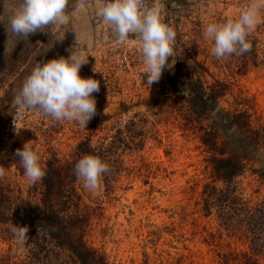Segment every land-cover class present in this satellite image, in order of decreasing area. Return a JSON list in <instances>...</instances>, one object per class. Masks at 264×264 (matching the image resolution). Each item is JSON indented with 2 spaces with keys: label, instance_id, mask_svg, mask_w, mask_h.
Wrapping results in <instances>:
<instances>
[{
  "label": "rangeland",
  "instance_id": "rangeland-1",
  "mask_svg": "<svg viewBox=\"0 0 264 264\" xmlns=\"http://www.w3.org/2000/svg\"><path fill=\"white\" fill-rule=\"evenodd\" d=\"M149 6L152 0H147ZM21 0H0V186L17 201L33 204L37 190L23 176L15 155L30 143L44 159L52 152L58 159L88 137L91 145L109 142L110 172L99 187L88 190L83 181L74 183L73 201L68 212L70 224L84 243L101 252L108 264H236L248 247L249 233L236 225L219 221L214 209L201 208V188L209 180L207 152L199 143L193 123L188 122L184 97L187 91L171 93L163 72L158 82L147 85V74L135 34L118 43L109 26L95 13V0L76 11L77 0H69L65 26H50L28 38L11 31L8 18ZM162 22L176 33L174 53L169 60L182 61L180 72L199 78L204 84L222 80L227 84L218 108H232L234 97L242 100L252 126H264V9L247 41L252 48L243 55L217 60L204 38L208 23L238 18L249 0H161ZM28 42L27 61L6 73L1 55L13 43ZM196 49L191 55L190 41ZM177 41L186 42V52ZM84 53L87 63L81 78L99 82L93 93L96 110L108 119L88 134V126L56 121L38 110L19 112L12 107L14 97L37 63ZM189 114V113H188ZM211 116L201 119L209 123ZM88 134V136H87ZM116 140H118L116 142ZM236 195L247 204L264 193V147L258 146L245 161L243 170L231 183ZM5 215L3 212L0 218ZM3 221V220H2ZM0 223V261L8 264H65L67 253L38 238L42 248L29 239L20 242L13 229ZM8 228V229H7ZM264 262V251L255 255ZM72 264V263H69Z\"/></svg>",
  "mask_w": 264,
  "mask_h": 264
},
{
  "label": "trees",
  "instance_id": "trees-1",
  "mask_svg": "<svg viewBox=\"0 0 264 264\" xmlns=\"http://www.w3.org/2000/svg\"><path fill=\"white\" fill-rule=\"evenodd\" d=\"M177 42L178 47L186 52V42ZM190 44L189 53L192 55L196 44L194 40ZM26 45L28 42L18 39L10 51L1 55L6 73L27 61L28 52L34 46L27 49ZM182 66L183 62L176 60L173 64H168L162 72L171 93H189L188 97H184L188 122L193 123L199 143L208 154L205 162L209 169V180L201 188V208L214 209L221 223L226 226L236 225L242 232L249 233L248 247L252 253H242L236 264H264L255 256L264 251V193L260 200L247 204L235 194L231 186L232 180L241 173L245 161L254 150L258 146L264 147V126L251 125L249 113L237 96L233 98L232 108L216 106L227 89L224 81L213 80L204 84L199 78L190 76L186 70L180 72L179 68ZM207 115L212 117L210 122L202 124L201 119ZM108 117L107 113L96 110V114L87 124V133H93ZM115 138L112 135L105 145H91L86 137L77 142L62 159H58L51 152L43 161L45 177L30 185L31 189L37 190L38 195L33 204L27 198L18 197L15 201L0 186V214L3 212L5 215L0 218V223L5 221L9 229H13V225L26 226L29 241L37 244L38 248H42V244L37 241L39 237L48 241L53 247L67 253L65 259L69 263L108 264L104 255L96 248L87 246L81 234L74 230L70 224L72 215L68 209L75 195L73 190L77 179L76 162L84 155H92L109 165V153ZM0 264L8 263L0 261Z\"/></svg>",
  "mask_w": 264,
  "mask_h": 264
},
{
  "label": "clouds",
  "instance_id": "clouds-1",
  "mask_svg": "<svg viewBox=\"0 0 264 264\" xmlns=\"http://www.w3.org/2000/svg\"><path fill=\"white\" fill-rule=\"evenodd\" d=\"M69 0H21L8 23L18 38H28L38 30L50 26H65L69 21L66 12ZM87 0H77L76 11L86 8ZM163 4L161 0H95L96 16L110 27L118 43L129 40V34H135L136 42L143 58L147 85L158 82L162 70L168 66L174 53L176 33L161 19ZM264 9V0H249L239 12L238 18L223 23H208L204 28V38L212 45L211 54L217 60H223L233 54L243 55L252 48L247 36L255 30L260 21V10ZM2 23V21H0ZM84 53L74 52L68 57L37 63L31 74L25 79L21 89L13 100L12 107L19 111L38 110L56 121H75L81 128L96 114V101L93 93H98L100 84L92 78H81L80 68L86 64ZM15 155L20 158L23 176L31 183L42 181L46 175L41 167L40 157L28 142ZM110 171L109 165L92 155L82 156L75 164L78 180L88 190H95L104 174ZM4 168L0 167V176ZM28 228L13 225V233L23 243Z\"/></svg>",
  "mask_w": 264,
  "mask_h": 264
}]
</instances>
